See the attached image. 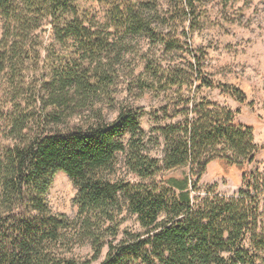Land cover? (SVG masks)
Segmentation results:
<instances>
[{"label": "trees", "instance_id": "obj_1", "mask_svg": "<svg viewBox=\"0 0 264 264\" xmlns=\"http://www.w3.org/2000/svg\"><path fill=\"white\" fill-rule=\"evenodd\" d=\"M94 1L105 8L103 23L81 18L74 0H0V72L13 93L8 112L0 111L2 137L11 141H0V264H77L73 251L84 246L92 252L86 264L104 246L97 264H264V169L247 168L258 151L252 128L228 108L186 101L170 116L161 110L179 119L155 128L161 156H151L137 114L120 107L109 119L95 93L108 88L134 41L172 47L160 0ZM179 1L192 8L195 0ZM45 25L52 42L66 48L47 69L36 35ZM161 69L146 58L144 71L158 83ZM195 73L198 87L245 101L239 89L203 78L199 66ZM164 83L188 81L173 74ZM211 161L241 170V188L192 199L188 183L196 190ZM185 166L187 177L168 180L177 194L151 180ZM58 171L76 187L74 217L47 206ZM124 212L135 216L138 231H119Z\"/></svg>", "mask_w": 264, "mask_h": 264}, {"label": "rangeland", "instance_id": "obj_2", "mask_svg": "<svg viewBox=\"0 0 264 264\" xmlns=\"http://www.w3.org/2000/svg\"><path fill=\"white\" fill-rule=\"evenodd\" d=\"M181 2V3H180ZM159 21L168 39H173L172 47L151 45V39L144 37L134 41V49L129 52L123 64L118 67L116 76L104 91L95 93L97 106L103 114L113 119L117 109L128 107L138 116L140 128L149 154L160 158L161 143L155 128L159 124L174 122L179 114L170 119L162 115L166 107L168 116L201 99L210 101L235 113V120L252 128L253 144L258 148L253 165L264 169V0H195L188 8L183 1L160 0ZM81 18L94 22H104L105 8L94 0H74ZM38 55L45 65H56L66 53L65 46L52 42L48 26L37 30ZM136 42V43H135ZM146 58L162 66L157 72L158 83L150 72L144 71ZM200 67L202 77L214 83L225 84L239 89L245 101L239 103L219 89L198 87L194 81L195 67ZM45 72L44 69L39 73ZM181 74L188 81L186 85L168 88L165 78ZM29 88L25 89L29 91ZM26 94H28L26 92ZM13 96L5 72H0V111L10 109ZM110 98V99H109ZM109 100L113 101L110 105ZM4 123H0V141L3 139ZM128 135L124 137L126 141ZM242 171L211 161L201 175L197 189H187L190 197L203 196L208 190L222 196H233L241 188ZM188 175V167L165 170L153 176L158 187L177 194L178 190L169 185L170 178L182 180ZM135 180V178H132ZM148 181V180H147ZM76 187L66 173L58 171L52 178L45 195L46 203L53 213H63L74 217L77 207L73 202ZM119 231L139 230L135 216L124 212ZM264 224V214L259 218ZM104 246L99 258L89 264L99 263L105 256ZM74 256L77 264H86L92 252L88 246L76 248Z\"/></svg>", "mask_w": 264, "mask_h": 264}]
</instances>
